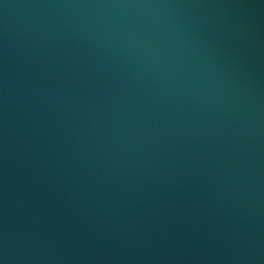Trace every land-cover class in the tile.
Masks as SVG:
<instances>
[{
	"label": "water",
	"instance_id": "95a60500",
	"mask_svg": "<svg viewBox=\"0 0 264 264\" xmlns=\"http://www.w3.org/2000/svg\"><path fill=\"white\" fill-rule=\"evenodd\" d=\"M0 264H264V0H0Z\"/></svg>",
	"mask_w": 264,
	"mask_h": 264
}]
</instances>
